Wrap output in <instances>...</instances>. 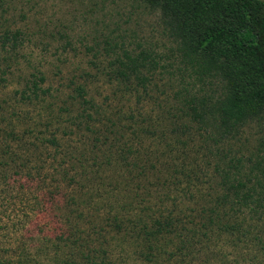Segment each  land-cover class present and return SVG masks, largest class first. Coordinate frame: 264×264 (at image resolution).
I'll return each instance as SVG.
<instances>
[{
    "label": "trees",
    "instance_id": "obj_1",
    "mask_svg": "<svg viewBox=\"0 0 264 264\" xmlns=\"http://www.w3.org/2000/svg\"><path fill=\"white\" fill-rule=\"evenodd\" d=\"M141 1L167 18L180 52L194 68L198 80L210 84L211 91L201 89L200 93H193L185 86V92L174 93L180 102L174 106V111L165 110L160 103L154 109L156 112L160 110L161 117L153 119L149 113L140 111L138 116L130 115L126 124L122 121L108 124L100 117V104L87 98L86 88L79 86V108L74 112L65 105L60 106L57 113H52L46 123L50 135L44 136L30 127L22 132L8 131V142L0 136V188L10 190V196L19 198L23 204L15 201L14 205L16 221L13 227L17 230L25 226L23 216L37 204L45 206L47 191L39 193L43 197L41 201L25 197L35 174H38L41 185L51 181V185L64 189L65 197L70 198L67 203L69 213L71 210L81 219L92 195L85 190L93 184H103L108 170H111L108 180L118 178L114 188H142L151 196V186L162 179L161 173L165 169L149 159L152 151H141L139 144L144 137L139 136L143 132L155 139L166 152L171 151L170 159L164 161L166 170L179 176L181 171L173 160L188 152L183 149L175 156L173 153L187 145L188 140L184 141L186 134L190 141H194V123L202 137L199 146L203 153H199L201 162L183 173L187 174L189 190L192 185L205 183L211 188L212 183H216L214 204L205 209L208 212L205 226L221 224L222 209L225 211L223 215L235 219L233 224L226 223L227 230L242 226L247 213L264 212V155L247 156L241 146L234 147L237 141L238 144L242 142V135L248 127L264 120V0ZM2 2L0 0V5ZM115 64L114 76L128 93H135L143 101L147 99L156 106L150 86L163 73L157 71L161 63L156 55L145 50L137 54L124 51ZM32 93L38 96L36 90ZM163 93L170 92L163 90ZM23 96L32 98L29 94ZM156 97L160 98L159 95ZM146 121L151 122L149 126H143ZM169 121L171 133L176 134L174 137L168 136L165 123ZM60 131L62 136L73 134L76 137L70 138L72 142L65 145L58 136ZM128 132H131L130 136H127ZM166 139L168 141L163 143ZM87 140L90 145L85 143ZM49 158L52 161L47 167ZM158 159L160 161V155ZM157 166L159 170L156 171ZM161 183L171 188L181 184L167 176ZM130 198L118 203L117 209L111 206L107 211L96 210L98 217L94 220L88 218L89 232L88 227L73 226L72 230L55 237L43 235L38 239V245H34L37 243L34 241L32 248L16 241L19 246L13 250L11 260L1 258L0 264H116L111 259L116 248L105 238L111 232L120 234L116 242L121 238L123 244L133 240L143 259L152 263L157 262L160 253L175 243L176 238L184 243L186 228L178 216L150 204L148 197L140 196L137 200L136 195H131ZM84 232L85 235L89 233L88 236L83 235ZM92 233L101 235L100 247L95 242L101 238L93 237Z\"/></svg>",
    "mask_w": 264,
    "mask_h": 264
},
{
    "label": "rangeland",
    "instance_id": "obj_2",
    "mask_svg": "<svg viewBox=\"0 0 264 264\" xmlns=\"http://www.w3.org/2000/svg\"><path fill=\"white\" fill-rule=\"evenodd\" d=\"M142 50L153 52L161 63L157 71L163 73L150 86L157 107L147 99L143 101L135 93H128L114 76L113 69L117 67L115 61L123 56L124 51L137 54ZM79 86L86 88L87 98L100 104V117L108 124L113 121L126 124L130 115L138 116L140 111L149 113L153 119L161 117L160 110L156 112L154 109L160 103L165 110L174 111V106L180 104L174 93L185 92V86L193 93H200L201 89L211 91L210 84L198 80L194 68L180 52L167 18L141 0H3L0 5V136L8 142V131L16 129L22 132L30 127L44 136L50 135L46 123L52 113H57V109L65 105H69L74 112L79 108ZM34 90L37 97L32 93ZM163 90L170 93H163ZM28 94L32 96L31 99L23 96ZM158 95L160 98L156 97ZM150 123L146 121L143 126ZM165 124L169 129L168 136H176L170 131V121ZM194 127V141H190L186 134L184 141L188 140L187 145L175 149L173 153L175 156L183 149L188 152L181 153L173 160L181 171L179 176L171 175L166 170L165 163L170 159L171 151L166 152L155 139L143 132L139 136L144 137L142 144H139L141 151H152L149 159L165 169L161 173L162 179L167 176L170 180L180 181V185L171 188L166 183L159 184L162 181L159 178L160 182L151 186L149 196L142 188H114L118 178L108 180L111 171L108 170L103 184H93L85 190L92 194L89 201L93 203L89 202L85 207L82 219L71 210L69 213L67 203L70 198L65 197L64 189L51 185L49 180L41 185L38 174H35L27 194L25 191V197H33L35 202L41 201L43 197L39 193L47 191L45 206L37 204L28 215L23 216L25 226L17 230L13 227L16 221L14 205L15 201L19 203L20 200L13 195L11 197L10 190L4 191L1 187L0 259L11 260L13 250L19 246L16 241L32 248L34 241L37 242L43 235L55 237L72 230L73 226L88 227L89 232L91 224L88 218L93 217L94 220L98 217L96 210L107 211L111 206L117 209L118 203L136 195L137 200L140 196L144 199L148 197L150 204L161 206L178 216L186 228L183 231L185 241L183 243L176 238L175 243L160 253L157 262L152 263L143 259L140 249H135L133 240L123 244L121 238L116 242L120 234L111 232L105 238L116 248L111 258L116 264H264V212L247 213L242 226L227 230L226 223L233 224L235 219L223 215L225 211L222 209V223L205 226L208 218L205 209L214 204L217 191L216 183H212L211 188L205 183L192 185L189 190L185 173L190 171L192 165L201 162L199 153H203L199 146L202 137L196 131L198 126L195 123ZM130 135L131 132H128L127 136ZM58 136L65 145L72 142L70 138L76 137L73 134L62 136L61 131ZM242 138L241 143L237 141L234 145L236 149L241 146L247 156L264 155V120L254 122ZM166 141L168 139L162 142ZM85 143L90 145L88 140ZM80 146L83 147V144ZM51 153L54 151L51 150ZM51 161L52 158H49L47 167ZM158 166L156 171L159 170ZM152 180L157 182L155 178ZM98 187L101 189L98 190ZM18 212L22 215L21 211ZM88 234L83 233L85 236ZM92 236L101 238L99 233H92ZM102 241V238L97 239L95 245L100 247ZM34 245H38V242Z\"/></svg>",
    "mask_w": 264,
    "mask_h": 264
}]
</instances>
